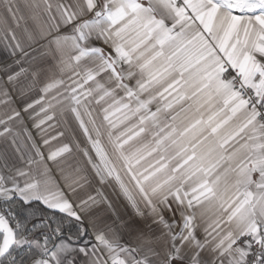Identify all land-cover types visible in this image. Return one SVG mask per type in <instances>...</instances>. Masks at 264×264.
Segmentation results:
<instances>
[{"label": "snow or ice", "instance_id": "snow-or-ice-1", "mask_svg": "<svg viewBox=\"0 0 264 264\" xmlns=\"http://www.w3.org/2000/svg\"><path fill=\"white\" fill-rule=\"evenodd\" d=\"M0 264H264V0H0Z\"/></svg>", "mask_w": 264, "mask_h": 264}]
</instances>
